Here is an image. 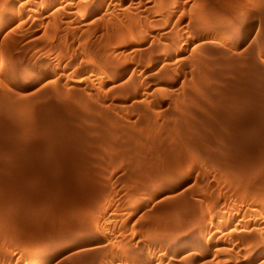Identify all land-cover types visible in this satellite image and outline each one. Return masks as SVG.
Masks as SVG:
<instances>
[{
    "label": "rangeland",
    "instance_id": "rangeland-1",
    "mask_svg": "<svg viewBox=\"0 0 264 264\" xmlns=\"http://www.w3.org/2000/svg\"><path fill=\"white\" fill-rule=\"evenodd\" d=\"M0 264H264V0H0Z\"/></svg>",
    "mask_w": 264,
    "mask_h": 264
},
{
    "label": "bare ground",
    "instance_id": "bare-ground-1",
    "mask_svg": "<svg viewBox=\"0 0 264 264\" xmlns=\"http://www.w3.org/2000/svg\"><path fill=\"white\" fill-rule=\"evenodd\" d=\"M195 25H196V24H195ZM199 25H200V23H199ZM194 27H195V26H194ZM194 27H193V28H194ZM196 27H197V28H196ZM196 27H195V28H196L197 31H198L200 28L202 29L203 26L201 27V25H200V26H196ZM195 28H194V29H195ZM142 33H144V31H136L135 34H134V36H135V35H136V37H137V36L140 37L141 35L143 36L144 34H142ZM180 39H181V38H180ZM181 41H182V40H181ZM190 41H191V40H190ZM178 42H180V41H179V40H178V41H175V40L172 39V40H170V44L168 43V45H165V46L163 45L164 47L162 46V50H163L165 53H167V54H165V53H163V54L168 55V53H170V48H171V46H172L171 49H173V45L176 46ZM175 46H174V47H175ZM177 46H178V45H177ZM159 47H160V46H159ZM156 48H157V47H156ZM195 48H196V47H195ZM159 50H160V49H159ZM171 51H172V50H171ZM161 55H162V54H161ZM158 56H160V55H158ZM162 56H163V55H162ZM168 57H169V56H168ZM153 60H154V58H153Z\"/></svg>",
    "mask_w": 264,
    "mask_h": 264
}]
</instances>
